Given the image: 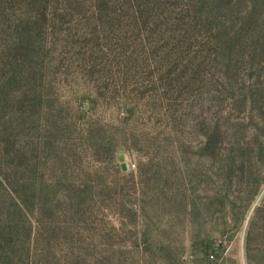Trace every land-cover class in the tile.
<instances>
[{
	"label": "rangeland",
	"instance_id": "rangeland-1",
	"mask_svg": "<svg viewBox=\"0 0 264 264\" xmlns=\"http://www.w3.org/2000/svg\"><path fill=\"white\" fill-rule=\"evenodd\" d=\"M264 264V0H0V264Z\"/></svg>",
	"mask_w": 264,
	"mask_h": 264
},
{
	"label": "trees",
	"instance_id": "trees-1",
	"mask_svg": "<svg viewBox=\"0 0 264 264\" xmlns=\"http://www.w3.org/2000/svg\"><path fill=\"white\" fill-rule=\"evenodd\" d=\"M251 225H252V222L250 221V223H249V227H248V230H247V238H246V256H247V259H248V262H249V264H250V247H249V242H250V239H249V237H248V235L250 234V230H251ZM263 226H264V224H263ZM261 239L260 240H262L261 241V244L262 245H264V233H262V235H261V237H260ZM257 264H259L258 262H257Z\"/></svg>",
	"mask_w": 264,
	"mask_h": 264
}]
</instances>
